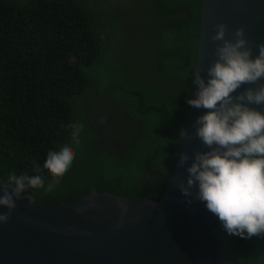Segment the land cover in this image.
Here are the masks:
<instances>
[{
    "label": "trees",
    "instance_id": "trees-1",
    "mask_svg": "<svg viewBox=\"0 0 264 264\" xmlns=\"http://www.w3.org/2000/svg\"><path fill=\"white\" fill-rule=\"evenodd\" d=\"M201 12L202 0H0V180L40 174L47 185V153L72 142L79 121L72 166L53 191L28 199L71 203L95 186L161 200L186 130ZM101 99L122 102L138 122L120 151L98 143L90 114ZM216 227L226 264H264V235Z\"/></svg>",
    "mask_w": 264,
    "mask_h": 264
},
{
    "label": "water",
    "instance_id": "water-1",
    "mask_svg": "<svg viewBox=\"0 0 264 264\" xmlns=\"http://www.w3.org/2000/svg\"><path fill=\"white\" fill-rule=\"evenodd\" d=\"M219 23L227 24L228 38H234L236 28L245 27L255 56L257 46L264 43V0H202L195 68L205 76L217 59L216 45L222 43L211 39ZM191 98H196L195 85ZM205 111L189 107L188 135L181 151L207 150L194 137L193 128ZM110 145L119 148L116 141ZM180 177L186 179L187 173L176 165L159 201L95 186L71 203L43 204L22 197L9 222L0 224V264H226L225 235L216 227L218 217L202 202L191 207L184 203L177 188ZM7 185L0 180V195ZM119 202L129 207L122 224ZM7 211L0 206V212Z\"/></svg>",
    "mask_w": 264,
    "mask_h": 264
},
{
    "label": "clouds",
    "instance_id": "clouds-1",
    "mask_svg": "<svg viewBox=\"0 0 264 264\" xmlns=\"http://www.w3.org/2000/svg\"><path fill=\"white\" fill-rule=\"evenodd\" d=\"M215 28L212 41H222L216 45L217 59L206 76L198 68L191 72L196 98L187 100L190 106L206 110L193 128L194 137L207 150L178 152L177 166L185 167L187 178L180 177L177 188L187 206L204 203L228 234L251 238L264 235V110L254 107L264 106V43L253 56L245 27L236 28L234 38H228L226 23ZM69 127L72 142L47 153L43 167L52 178L47 185L40 174L12 173V184L0 195V206L8 209L0 212V224L9 222L16 201L28 199L29 190L53 191L72 166L84 125L75 121ZM187 135L182 132L180 137L185 141ZM34 170L39 173L38 163ZM119 207L122 224L129 207L123 202Z\"/></svg>",
    "mask_w": 264,
    "mask_h": 264
},
{
    "label": "flooded vegetation",
    "instance_id": "flooded-vegetation-1",
    "mask_svg": "<svg viewBox=\"0 0 264 264\" xmlns=\"http://www.w3.org/2000/svg\"><path fill=\"white\" fill-rule=\"evenodd\" d=\"M102 100V101H101ZM102 104L99 106H94L91 111L90 116L92 117L94 123L99 124L101 127L103 139L98 143H107L111 148L117 151L121 150L122 142L131 139L134 136V128L138 122L131 119L125 110V105L122 102L116 100L101 99ZM106 107L107 111L104 112L102 107ZM113 141H116L119 145L117 148L114 145H110Z\"/></svg>",
    "mask_w": 264,
    "mask_h": 264
}]
</instances>
